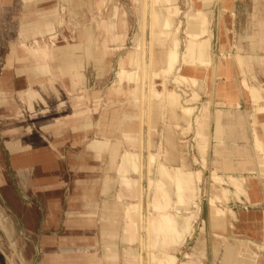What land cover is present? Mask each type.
<instances>
[{"label": "rangeland", "instance_id": "obj_1", "mask_svg": "<svg viewBox=\"0 0 264 264\" xmlns=\"http://www.w3.org/2000/svg\"><path fill=\"white\" fill-rule=\"evenodd\" d=\"M175 8L165 0H0V264H200L196 244L212 241L202 223L208 203L223 207L229 185L237 197L243 188L216 174L209 187L207 110L197 117V80L179 69L180 58L212 62L207 18L189 12L185 39ZM160 17L168 23L160 25ZM190 20L200 21L197 34ZM261 67L250 74L256 86L264 84ZM183 107L193 109L179 114ZM161 116L169 130L197 128L186 138L194 143L189 153L169 134L157 147L145 136ZM101 139L105 146L94 144ZM54 148L75 167H36L42 150ZM126 154L135 165L123 162ZM54 177L65 181L55 193ZM102 177L104 198L119 186L123 224L99 218V205L85 211V194L97 196ZM53 195L63 202L52 210Z\"/></svg>", "mask_w": 264, "mask_h": 264}, {"label": "crops", "instance_id": "obj_2", "mask_svg": "<svg viewBox=\"0 0 264 264\" xmlns=\"http://www.w3.org/2000/svg\"><path fill=\"white\" fill-rule=\"evenodd\" d=\"M165 2L169 3L171 10L175 11L177 7L181 13L177 27L185 34V39L188 26L186 15L191 11H203L206 14L204 38L210 39L209 56L212 62L208 66H194L183 63L180 58L179 69L183 75L197 80L196 86L191 84L198 96L194 106L197 117L203 114L204 109L207 110L205 136L208 139L206 167L210 173L209 187L213 185V176L216 174L227 181L231 177L239 178L243 188L237 197L236 189L229 185L230 201L223 204V207L213 209L208 203L207 219L202 223H205L212 241L209 244H196L204 254L199 263L264 264V112H258V108L264 107L261 105L264 104V93L261 92L263 96L259 94L260 90H264V84L254 85L250 76L254 69L261 67L256 65L258 62L264 66V0ZM238 56L246 58L247 62L244 59L243 66ZM250 58L254 62L251 63ZM261 69L264 70V67ZM157 71L155 68L154 73L157 74ZM166 117L161 116L158 127L151 133L148 129L145 136L152 135L157 147L161 138L169 134L174 145L188 152L194 143L186 138L197 136V128L193 134L187 127L178 128V124H171L169 130V119ZM42 152V159L36 162V167L46 170L75 167L68 164V160H62L63 156H59L56 148ZM64 182L60 183L54 177L52 192L62 189ZM103 182L102 177L97 196L92 197V190L85 194L86 198L90 197L87 201L85 199V211L94 214L97 211L95 206L99 205V218L110 216L116 221L120 218L123 224V201L120 200L119 186L117 184L115 189L108 192L106 195L109 198L106 199L101 194L106 192ZM56 185L59 187L56 188ZM58 200L53 195L52 205L56 206H52V210L62 206V199ZM105 205L109 206V213ZM104 210L107 211L106 216L102 214ZM111 225L113 232L116 223L111 221Z\"/></svg>", "mask_w": 264, "mask_h": 264}, {"label": "bare ground", "instance_id": "obj_3", "mask_svg": "<svg viewBox=\"0 0 264 264\" xmlns=\"http://www.w3.org/2000/svg\"><path fill=\"white\" fill-rule=\"evenodd\" d=\"M12 1V0H11ZM211 1V0H210ZM151 2V1H150ZM153 2V1H152ZM152 2H151V6H150V8H152ZM12 6V5H11ZM145 7H146V5H145ZM49 8V7H48ZM51 8V7H50ZM4 9H5V11L6 10H8V6L7 7H4ZM200 12V11H199ZM201 13V12H200ZM197 14V13H196ZM202 14V13H201ZM15 15V14H14ZM192 16V15H191ZM13 18V17H12ZM19 18V17H18ZM152 18V17H151ZM14 19H16V18H14ZM160 21H159V23H160V25H163V24H167L168 23V21L167 20H164V19H162L161 17H160ZM17 20V19H16ZM191 21V20H190ZM172 22V21H171ZM199 22L200 21H198V20H193V21H191L190 22V24L191 25H193L194 27H195V29H196V34H197V29H198V26H199ZM158 23V24H159ZM162 28H164V27H162ZM189 29H191V28H189ZM88 32H89V30H88ZM189 33V32H188ZM190 34V33H189ZM80 43V42H79ZM76 45V44H75ZM79 45V44H78ZM72 46V45H71ZM196 46V45H195ZM194 46V47H195ZM65 47V46H64ZM74 47V46H73ZM76 47V46H75ZM58 48V47H57ZM67 49V48H66ZM57 50V49H56ZM171 50V49H170ZM68 51V50H67ZM74 51H76V50H74ZM176 51V50H175ZM91 52V51H90ZM89 52V53H90ZM171 52V51H170ZM53 53V52H52ZM58 53V52H57ZM73 53V52H72ZM103 53V52H102ZM186 53V52H185ZM204 53V52H203ZM75 54V53H74ZM67 55H68V53H67ZM70 55H72L71 54V52H70ZM77 55H79V54H77ZM130 55V54H129ZM204 55V54H203ZM200 57V56H199ZM125 58V57H124ZM109 59V58H108ZM237 59L239 60V62H240V64H242V66H243V64H245L244 63V58L242 57V56H238L237 57ZM61 60V59H60ZM63 60V59H62ZM69 60V59H68ZM80 60V59H79ZM134 60V59H133ZM107 61V60H106ZM203 61L204 62H207L206 61V59L204 60L203 59ZM107 62H109V61H107ZM145 62V61H144ZM144 62H143V65H144ZM71 64V63H70ZM122 64V63H121ZM120 64V65H121ZM147 64H149V62L147 63ZM107 66V65H106ZM145 66V65H144ZM69 67V66H68ZM149 67V66H148ZM71 68V67H70ZM120 68V67H119ZM141 68H142V66H141ZM63 69V68H62ZM79 70V69H78ZM121 70V69H120ZM149 70V69H148ZM123 72H125L124 71V69H123ZM141 72V71H140ZM143 72V71H142ZM141 74V73H140ZM143 74V73H142ZM148 75L150 74V73H147ZM8 75V74H7ZM145 75V74H144ZM147 75V76H148ZM4 76V75H3ZM141 76V75H140ZM2 77V76H1ZM144 77V76H143ZM141 78V77H140ZM148 78V77H147ZM78 80V79H77ZM145 80V79H144ZM143 80V81H144ZM148 80V79H147ZM136 81H137V79H136ZM141 81V80H140ZM83 82V81H82ZM148 82H149V80H148ZM193 82V81H192ZM84 83V82H83ZM143 83V82H142ZM246 85H248L247 84V82L245 81L244 82ZM4 85V84H3ZM149 85V84H148ZM10 86V85H9ZM83 86H84V84H83ZM11 88V87H10ZM135 88V87H134ZM84 89V88H83ZM86 89V88H85ZM85 89H84V91H85ZM248 89H249V87H248ZM93 90V89H92ZM141 90V89H140ZM129 91V90H128ZM145 91V90H144ZM133 93V92H132ZM143 93V92H142ZM173 93V92H172ZM86 94V93H85ZM119 94V93H118ZM130 94H131V92H130ZM129 94V95H130ZM134 95V94H133ZM148 96H150L149 94H147ZM132 96V95H131ZM130 96V97H131ZM147 96V97H148ZM172 96V95H171ZM149 98V97H148ZM144 100V99H143ZM87 101V100H86ZM88 102H90V101H88ZM148 102V101H147ZM107 103H108V101H107ZM106 103V104H107ZM147 104H149V103H147ZM261 104V103H260ZM150 105V104H149ZM261 105H264L263 103L261 104ZM260 105V106H261ZM147 106V105H146ZM144 107V106H143ZM147 108H148V106H147ZM144 109V108H143ZM172 109V108H171ZM193 108L192 107H183V108H181V110H180V113L179 114H183V113H187L188 111H191ZM173 110V109H172ZM176 110V109H175ZM251 110V109H250ZM231 111V110H230ZM259 111H261V112H264V107H260V108H258V112ZM142 113V112H141ZM176 113V112H175ZM260 113V112H259ZM150 114V113H149ZM177 114V113H176ZM188 116V115H187ZM90 117V116H89ZM252 117V116H251ZM184 119H185V117H183ZM5 119V118H4ZM87 119V118H86ZM89 120V119H88ZM91 120V119H90ZM180 120V119H179ZM183 120V119H182ZM77 121H79V120H77ZM84 121V120H83ZM63 123V122H62ZM84 123H85V121H84ZM88 123V122H87ZM201 123V122H200ZM80 124V123H79ZM148 124V123H147ZM8 125V124H7ZM4 126H5V124H4ZM50 126H52V125H50ZM75 126V125H74ZM59 127V126H58ZM61 127V126H60ZM65 128V127H64ZM58 130V129H57ZM89 131V130H88ZM91 131V130H90ZM49 132V131H48ZM79 132V131H78ZM83 132V131H82ZM91 133V132H90ZM105 133V132H104ZM29 134V133H28ZM85 134V133H84ZM76 135V134H75ZM87 135V134H86ZM25 136V135H24ZM76 136H78V135H76ZM255 136V135H254ZM22 137V136H21ZM71 137H73V136H71ZM81 137H82V135H81ZM80 137V138H81ZM102 137H104V136H102ZM106 137V136H105ZM18 138V137H17ZM67 138V137H66ZM69 138V137H68ZM12 139V138H11ZM70 139V138H69ZM116 139V138H115ZM118 139V138H117ZM57 140V139H56ZM76 140V139H75ZM15 141V140H14ZM61 141V140H60ZM69 141V140H68ZM79 141V140H78ZM77 141V142H78ZM116 141H118V140H116ZM120 141V140H119ZM11 142V141H10ZM13 142V141H12ZM57 142H59V141H57ZM61 142H63V141H61ZM66 142V141H65ZM56 143V142H55ZM76 143V142H75ZM79 143V142H78ZM82 143V142H81ZM64 144V143H63ZM94 144H96V145H98V146H105L106 144H107V140H104V139H101V140H98V141H96V142H94ZM120 144L121 143H119L118 145L120 146ZM54 145V144H53ZM56 145H58V144H56ZM62 145V144H61ZM60 145V142H59V146H61ZM76 145H78V144H76ZM112 145V144H111ZM5 146V145H4ZM25 146V145H24ZM80 146V145H79ZM110 146V145H109ZM51 147V146H50ZM61 147H63V145L61 146ZM73 147H75V146H73ZM115 147H116V145H115ZM15 148V147H14ZM53 148V147H52ZM57 148H59V147H57ZM56 148V149H57ZM110 149V148H109ZM119 149V148H118ZM38 150V149H37ZM58 150V149H57ZM117 150V149H116ZM45 151V150H44ZM36 152V151H35ZM38 152V151H37ZM59 152V151H58ZM68 152V151H67ZM66 152V153H67ZM113 152V151H112ZM111 152V153H112ZM114 152H115V150H114ZM72 153V152H71ZM85 153V152H84ZM25 154V153H24ZM23 154V155H24ZM29 154H30V151H29ZM74 154V153H73ZM86 154V153H85ZM90 154H92V153H90ZM82 155V154H81ZM80 155V156H81ZM59 156H60V154H59ZM67 156V155H66ZM73 156V155H72ZM76 156V155H75ZM78 156V155H77ZM91 156V155H90ZM93 156V155H92ZM16 157V156H15ZM53 157H55V156H53ZM101 157V156H100ZM148 157V156H147ZM18 157H16V159H17ZM72 158V157H71ZM81 158V157H80ZM83 158V157H82ZM81 158V159H82ZM89 158V157H88ZM104 158V157H103ZM58 159V158H57ZM70 159V158H69ZM75 159V158H74ZM15 160V159H14ZM72 160V159H71ZM88 160V159H87ZM72 161H74V160H72ZM136 161H137V159L134 157V155H133V157L132 156H128V154H126V155H124L123 156V162L124 163H127V164H131V162H132V164H136ZM108 162V161H107ZM73 163V162H72ZM76 163V162H75ZM82 163V162H81ZM142 163V162H141ZM68 164H69V162H68ZM75 165V164H74ZM84 165V164H83ZM107 166V165H106ZM49 167V166H48ZM180 167V166H179ZM95 168V167H94ZM113 169H114V167H113ZM108 170H110V169H108ZM55 171V170H54ZM114 171V170H113ZM141 173V172H140ZM199 176V175H198ZM219 175H217V176H215V178H217ZM106 177V176H105ZM200 177V176H199ZM45 179V178H44ZM122 179L124 180V181H126V183H128V179L127 178H125V177H122ZM230 180L231 179H234V177H231V178H229ZM239 179V178H238ZM86 181V180H85ZM46 182V181H45ZM235 182H237V181H235ZM48 183V182H47ZM104 183V182H103ZM238 183H239V181H238ZM46 184V183H45ZM83 184V183H82ZM91 184V183H90ZM233 184V183H232ZM62 184H60V186H61ZM239 185V184H238ZM241 185H242V183H241ZM48 186H50V185H48ZM235 186V185H234ZM59 186L57 185V187L56 188H58ZM83 187V186H82ZM237 187V186H236ZM42 188V187H41ZM78 188V187H77ZM94 188V187H93ZM35 189V188H34ZM39 189V191H41V189H40V187L39 188H37L36 190H38ZM110 189V188H109ZM245 189V188H244ZM42 190H44V189H42ZM53 190V189H52ZM36 192V191H35ZM104 192V191H103ZM237 192L238 193H242L241 192V189H239V187H238V190H237ZM94 193V192H93ZM89 197V196H88ZM90 198V197H89ZM264 198V197H263ZM55 200V199H54ZM57 201V200H56ZM59 201V200H58ZM54 202V201H53ZM60 203V202H59ZM57 204V203H56ZM55 204H53L52 206H54ZM56 206V205H55ZM60 206V205H59ZM73 206V205H72ZM54 209V208H53ZM76 213V212H75ZM79 213V212H78ZM56 215V214H55ZM69 215H71V214H69ZM164 215V214H163ZM167 216V215H166ZM163 217V216H162ZM85 220H86V218H84ZM46 221V220H45ZM160 221H163V220H160ZM166 221V220H165ZM87 226V225H86ZM86 226H84L85 228H86ZM90 227V226H89ZM88 227V228H89ZM82 229V228H81ZM68 230H70V229H68ZM83 230V229H82ZM91 230V229H90ZM55 231V230H54ZM70 237V236H69ZM74 237V236H73ZM89 237V236H88ZM53 238V237H52ZM61 238V237H60ZM76 238V237H75ZM93 239H94V237H92ZM92 238H90L91 240H92ZM67 239H68V237H67ZM81 239V238H80ZM69 240V239H68ZM72 240V239H71ZM76 240V239H75ZM87 240V239H86ZM78 241V240H77ZM74 242V241H73ZM61 243V242H60ZM66 243V242H65ZM70 243V242H69ZM93 243V242H92ZM67 244H68V241H67ZM66 244V245H67ZM72 244V243H71ZM79 244V243H78ZM96 244V243H95ZM54 245V244H53ZM82 245V244H81ZM84 245V244H83ZM93 245H94V243H93ZM263 245V244H262ZM47 246V245H46ZM80 246V245H79ZM240 246V245H239ZM49 247V246H48ZM89 254V253H88ZM91 254V253H90ZM93 255V254H92ZM55 257V256H54ZM89 257V256H88ZM94 259V258H93ZM90 261V260H89ZM91 262V261H90ZM95 263V262H94ZM93 263V264H94ZM88 264V263H87ZM96 264V263H95Z\"/></svg>", "mask_w": 264, "mask_h": 264}]
</instances>
